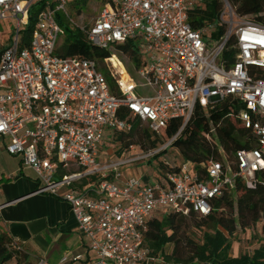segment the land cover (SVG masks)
Returning <instances> with one entry per match:
<instances>
[{"label": "built area", "instance_id": "built-area-1", "mask_svg": "<svg viewBox=\"0 0 264 264\" xmlns=\"http://www.w3.org/2000/svg\"><path fill=\"white\" fill-rule=\"evenodd\" d=\"M198 1L104 0L96 18L78 24L67 14L68 0H0V21H16L10 43L0 48V142L20 158L22 168L34 172L36 193L69 205L92 264L154 261L145 235L157 214L206 216L212 199L238 181L251 186L264 172V21L241 15L222 0L218 24L195 30L189 11ZM36 6L35 25L25 39ZM60 13L103 49L139 41L153 55L135 67L146 94L135 93L138 85L114 53L105 63L120 96L95 60L59 56L65 34ZM221 26L224 33L215 36ZM224 103L237 107L227 117L251 135L248 147L235 151L232 160L224 156L223 162L201 164L203 172L184 162L160 182L127 174L172 147L197 106L213 110ZM173 119L183 124L169 142L141 154L131 145L128 156L100 161V144L131 132L135 120L160 136ZM88 177L97 180L80 188ZM82 259L76 255L71 261ZM69 261L64 256L61 264ZM35 264L50 263L41 257Z\"/></svg>", "mask_w": 264, "mask_h": 264}, {"label": "trees", "instance_id": "trees-1", "mask_svg": "<svg viewBox=\"0 0 264 264\" xmlns=\"http://www.w3.org/2000/svg\"><path fill=\"white\" fill-rule=\"evenodd\" d=\"M239 14L254 17L264 21V0H227ZM222 0H199L189 11V23L195 30L208 24H218L223 10ZM37 6L34 7L30 21L25 29V39H28L35 25ZM62 25V24H61ZM63 26V25H62ZM64 43L58 47L57 54L61 57H78L95 60L103 69L110 81L115 95L120 96L115 79L110 75L105 60L111 58L110 50L103 49L90 43L87 36L80 30L67 25ZM224 27H219L215 36L224 33ZM117 52L128 56L136 68L143 66L146 61L139 55V41H127L115 46ZM121 71V66L114 60ZM235 104V102H234ZM124 115H129L123 109ZM237 107L224 103L213 110L196 107L191 119L172 143L186 163H191L195 170L201 172V164L223 162L225 156L233 159L234 152L244 149L250 144L251 135L240 122L228 114H236ZM182 119H173L163 129L160 136L153 135L148 128H143L141 122L134 121L131 132L114 134V142H119L118 155L132 145L128 141L132 136H139V145L154 149L169 142L182 127ZM217 142L223 148L219 151ZM166 152V151H164ZM164 152L155 156L150 163H155L152 176L154 181H162L168 172L178 171L179 165L161 159ZM203 172V171H202ZM146 181L150 176L144 175ZM96 177H88L79 186L83 188L95 183ZM262 223L264 233V172L256 175L251 186L238 181L231 190H226L221 196L211 200V212L206 216L192 213L184 216L174 212H162L149 222L145 235V244L151 251L152 258L158 259V264H264V244L255 249L252 254L231 255L232 239L239 229L248 230ZM195 231L202 233L201 239L196 240ZM167 246H172L167 253ZM41 258L33 254L23 244L0 226V264H35Z\"/></svg>", "mask_w": 264, "mask_h": 264}, {"label": "crops", "instance_id": "crops-1", "mask_svg": "<svg viewBox=\"0 0 264 264\" xmlns=\"http://www.w3.org/2000/svg\"><path fill=\"white\" fill-rule=\"evenodd\" d=\"M0 147L6 157L17 162L16 168L1 172L0 226L50 264H61L64 256L70 259L67 264H92L88 242L69 205L56 197L36 193L38 182L34 172L22 168L20 158L9 155L1 142ZM127 174L134 175L130 168ZM76 255H83V259L72 263Z\"/></svg>", "mask_w": 264, "mask_h": 264}, {"label": "rangeland", "instance_id": "rangeland-1", "mask_svg": "<svg viewBox=\"0 0 264 264\" xmlns=\"http://www.w3.org/2000/svg\"><path fill=\"white\" fill-rule=\"evenodd\" d=\"M104 0H68V5L66 7L67 14L69 17L78 24L84 23L88 24L89 21L96 18L101 10L103 9ZM60 23L65 26H70L67 18L64 16V13H60L59 16ZM15 19L14 20H5L0 21V48L2 46H7L10 43L11 37L15 34ZM65 34L61 36L59 40V47L64 43ZM110 52L116 54V57L122 62L129 76L135 81L138 87L135 90L136 94H146L145 90L141 89V85L144 83V80L138 75L135 65L132 60L125 56L124 54L117 52L116 49H110ZM139 55L143 60H151L152 54H148L145 47L140 48ZM115 64V63H114ZM116 66V64H115ZM117 67V66H116ZM118 68V67H117ZM122 68V72L124 73V69ZM125 74V73H124ZM143 128H146L145 125H142ZM139 136H132L128 141L132 142V145L136 146L134 152L135 154L144 153L149 149L147 147H141L139 145ZM120 143L114 142L110 139H105L99 146V159L102 163L107 164L109 162H116L122 156H128L129 152H123L122 155L117 154V150L119 149ZM4 151L1 150L0 147V176L2 171H9L17 166L16 159H10L6 157ZM161 159L169 161L173 165L181 166L184 163L179 150L176 147H170L166 152L161 154ZM224 158V157H223ZM155 163L145 162L134 165L130 167L133 171L134 176L142 177L145 174H150L153 172ZM194 170V168H193ZM151 182H154V177L150 176ZM159 215V214H157ZM194 236L196 240H200L202 233L200 231H195ZM232 241V249L231 255L234 257L240 256L242 254H252L253 251L259 248L264 244V233L262 232V223H258L256 226L248 229L241 230L237 232L236 236L231 240ZM172 250V246H167L166 252L169 253ZM154 261L148 262L147 264H158L155 261L158 259L154 258Z\"/></svg>", "mask_w": 264, "mask_h": 264}]
</instances>
